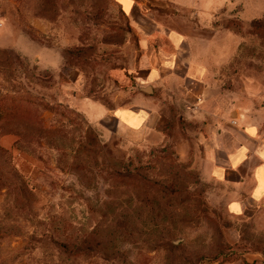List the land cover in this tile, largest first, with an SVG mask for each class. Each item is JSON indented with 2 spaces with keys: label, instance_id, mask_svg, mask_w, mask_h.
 Segmentation results:
<instances>
[{
  "label": "rangeland",
  "instance_id": "374dc122",
  "mask_svg": "<svg viewBox=\"0 0 264 264\" xmlns=\"http://www.w3.org/2000/svg\"><path fill=\"white\" fill-rule=\"evenodd\" d=\"M121 1L0 0V109L31 113L0 120V264H251L264 228L228 213L183 105L161 98L143 144L85 112L134 104L138 36ZM134 1L205 40L225 95L264 114V0Z\"/></svg>",
  "mask_w": 264,
  "mask_h": 264
},
{
  "label": "crops",
  "instance_id": "0c3cea01",
  "mask_svg": "<svg viewBox=\"0 0 264 264\" xmlns=\"http://www.w3.org/2000/svg\"><path fill=\"white\" fill-rule=\"evenodd\" d=\"M120 4L138 36L134 104L107 111L87 103L86 114L110 119L117 138L143 144L159 136L161 98L175 99L202 126L205 168L228 189V213L264 228V114L250 115L225 95L205 40L168 26L134 0ZM251 256L245 257L251 264L264 260L262 253Z\"/></svg>",
  "mask_w": 264,
  "mask_h": 264
},
{
  "label": "trees",
  "instance_id": "16d2710c",
  "mask_svg": "<svg viewBox=\"0 0 264 264\" xmlns=\"http://www.w3.org/2000/svg\"><path fill=\"white\" fill-rule=\"evenodd\" d=\"M19 107V108H18ZM17 106H12V105H3L0 109V120L5 119V118H27L31 116V113L29 110L24 111V110H20V109H24L22 107H20L19 105ZM16 177L18 179H21V177L19 176V174L16 173ZM23 186H25V182H23L22 184Z\"/></svg>",
  "mask_w": 264,
  "mask_h": 264
}]
</instances>
